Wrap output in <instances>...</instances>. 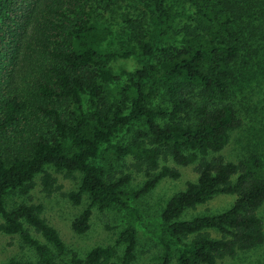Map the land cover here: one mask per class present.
<instances>
[{"label": "trees", "instance_id": "1", "mask_svg": "<svg viewBox=\"0 0 264 264\" xmlns=\"http://www.w3.org/2000/svg\"><path fill=\"white\" fill-rule=\"evenodd\" d=\"M187 1L194 7L184 14L191 22L175 32L180 14L169 0H0V232L19 234L35 250L38 260L30 264H59L68 252L44 206L31 198L38 174L45 194L61 189L47 165L68 175L80 172L79 188L67 196L79 205L87 193L101 209L114 206L124 224L122 255L116 245H96L85 257L72 253L71 264H132L139 225L162 244L161 264H221L264 244V160L255 152L238 161L221 154L243 124L234 104L225 101L241 49L238 8L257 20L264 18V4ZM127 2L143 16L121 14L126 28L119 52L107 42L115 35L113 17ZM251 26L253 34L261 29ZM120 56H132L138 66L115 71L111 63ZM198 92L209 100L198 102ZM160 95L168 107L153 106ZM135 122L147 128L127 143L114 142ZM107 149L133 157V167L148 176L141 187L126 191L130 174L118 177L91 162ZM163 157L195 164L198 179L145 220L137 200L163 178L181 176L161 165ZM11 192L23 200L7 207ZM221 193L236 195L225 211L183 218ZM91 218L86 207L73 230L86 233Z\"/></svg>", "mask_w": 264, "mask_h": 264}, {"label": "rangeland", "instance_id": "2", "mask_svg": "<svg viewBox=\"0 0 264 264\" xmlns=\"http://www.w3.org/2000/svg\"><path fill=\"white\" fill-rule=\"evenodd\" d=\"M251 1L256 7L264 4V0ZM169 4L180 14L174 23V29L175 32L181 31L185 24L191 22L184 14L187 11L193 12L194 7L187 0H169ZM238 6H241V2L238 3ZM125 12L136 14L139 17L143 16L142 11L133 2H127L126 5L124 4V10L120 11V15L113 17L115 35L110 36L107 46L119 52L123 51L121 41L125 38L122 33L126 25L121 16ZM237 16L239 17L235 23V29L239 34L238 41L241 49L234 64L235 73L230 80L225 101L234 104L243 124L232 132L230 143L221 154L227 160L238 161L255 152L260 154L264 160V18L257 15L258 19L254 20L248 16L247 11L240 7ZM251 25H260V31L253 34ZM176 37L180 38V35H176ZM111 65L117 72L120 69L134 70L138 66L137 61L132 56L116 57ZM207 97V95L198 92L195 98L198 102H205L209 100ZM168 103L166 96L160 95L153 99L152 104L154 107H168ZM146 128L147 126L143 122H135L120 132L114 142L127 143L136 131ZM66 145L70 146L69 140L66 141ZM91 162L104 165L110 173L118 177L130 174L131 180L125 187L126 191L141 187L148 178L145 171H137L133 167L134 159L132 156L119 157L111 149H107L101 158L92 159ZM164 164L178 169L181 176L178 179L163 178L152 191L137 200L145 220H151L158 216L175 193L185 189L188 181L198 179L195 164L182 166L176 164L170 157H163L161 165ZM46 168L57 178L61 189L51 195L45 194L40 184L42 174H38L35 177L37 185L31 192V198L35 203L44 206L43 215L59 231L66 243L68 252L58 258L59 264H71L72 253L85 257L96 245H116L122 255L125 245L118 240L124 224L118 209L114 206L101 209L99 205L91 203L87 193L84 194L79 205L75 204L67 196V193L79 188L82 174L76 171L73 175H68L65 171H57L52 165H47ZM22 200V196L17 192H11L7 195L6 205L12 207ZM235 200L236 195L217 194L207 203L199 205L196 209L188 210L183 218L190 219L197 215L223 212L231 207ZM90 206L92 218L89 230L83 234L76 233L72 228L73 220L86 207ZM259 215L264 221V205L259 209ZM2 221L3 218L0 213V222ZM32 231L35 237L46 242L40 234ZM162 250L163 247L158 238L145 227L139 225L137 257L132 264H161L160 254ZM37 260L38 256L35 250L26 244L19 234L11 235L0 232V264H8L11 261H15V264H30ZM220 262L221 264H264V244L251 250L240 251L235 257H227ZM172 264L178 263L174 259Z\"/></svg>", "mask_w": 264, "mask_h": 264}]
</instances>
